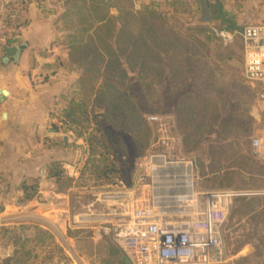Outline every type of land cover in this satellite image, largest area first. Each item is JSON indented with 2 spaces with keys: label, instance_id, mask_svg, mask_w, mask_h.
Here are the masks:
<instances>
[{
  "label": "rangeland",
  "instance_id": "1",
  "mask_svg": "<svg viewBox=\"0 0 264 264\" xmlns=\"http://www.w3.org/2000/svg\"><path fill=\"white\" fill-rule=\"evenodd\" d=\"M111 1H109V5H112ZM153 1L132 0V8L135 11H140L148 5L156 8L162 14L168 27L189 42L192 48L190 54L195 53V57L199 58L201 62L199 61L191 67V80L185 88L173 89L166 81L163 85L155 84L154 90L150 91L145 88L136 72H130V78L127 80L129 89L126 92L134 95L133 101L141 110L146 121L150 115L174 117L176 132L183 140L182 153L195 162L200 188L251 192L250 195L236 196L230 200L229 218L223 228L225 248L223 264H264V162L255 160L250 152V141L254 135L263 137L264 146V111L257 95L260 86L247 82L244 73H242L244 72L242 42L237 39L231 47L226 48L233 59L229 62L222 61L220 43L209 34L210 24L200 22L202 12L199 8V0H158L159 3L156 4ZM210 1L215 2V0ZM219 1L222 6H228L229 14L233 18L239 19L240 25L236 28H241L249 23H264V0ZM119 3L123 4V2ZM120 9L109 7L110 15L114 18L122 16L124 12L121 13ZM215 25L221 26L220 23H215ZM65 35L66 33H63L62 41ZM202 60L207 61V67L203 73L213 71L218 84H226L234 93L231 96L228 112L225 114L223 111V119L218 126H215L214 130L208 134L202 135V132H199V134L191 136V133L194 132L193 122L189 125L182 124L176 105L182 94L193 88H198L196 80L199 77L202 79ZM57 62L48 68L49 72L57 68L70 71L66 68L70 64L69 59L65 64ZM123 64H125L124 61ZM61 72L65 77L71 75ZM72 73H74L71 75L74 79L77 72L73 71ZM240 94H242V98L236 99ZM88 110L91 122L81 124L84 128L72 130L74 149L77 150L79 156L77 163L82 162V172L69 185L57 183L50 186V189L55 193L67 195L73 186L86 184L113 185L117 181H123L126 185H130L132 175L130 176L129 171L149 147L148 145L147 148L142 149L136 145L123 128L113 124L114 117L112 115L109 114V117L100 115L103 113L104 107L99 103V99L92 100ZM249 115L255 117L254 121ZM150 128L152 132V127L150 126ZM90 134L98 136L104 143L107 142V137L112 138L113 142L119 141V137H121L126 145V152L129 155L125 164L118 158L110 157L116 167L121 169L120 172L111 175V182L104 183L95 178L93 167L102 165V157H96L94 163V159L89 157L88 138ZM61 198L63 197L54 196L53 200L52 198L50 200L55 201ZM49 216L53 223H56L53 210ZM29 223L12 224L7 220L0 221V264H14L10 256L14 249L21 245H25L31 255H35L34 258H30L27 264H60V260L65 261L66 264H105L107 255L103 246L104 242H93L81 231L74 233L79 257L72 260L59 245L54 232L46 230L48 233L42 235L45 238V242H42L37 237L42 230L39 227L41 224L38 222ZM53 250L55 255L51 260H48L47 257Z\"/></svg>",
  "mask_w": 264,
  "mask_h": 264
},
{
  "label": "built area",
  "instance_id": "2",
  "mask_svg": "<svg viewBox=\"0 0 264 264\" xmlns=\"http://www.w3.org/2000/svg\"><path fill=\"white\" fill-rule=\"evenodd\" d=\"M30 4L52 12L62 8V0H0V45L13 44L22 35V9ZM210 33L223 47L241 40L244 77L260 86L257 95L264 104V23L233 29L213 25ZM147 122L153 135L135 163L130 185L73 186L59 200L17 202L0 221L38 222L54 232L73 260L77 253L68 230L81 231L93 241L110 238L130 264H223L230 200L251 192L200 188L195 162L182 153L174 117L150 115ZM251 153L264 160L262 136L251 138ZM52 210L65 231L51 220Z\"/></svg>",
  "mask_w": 264,
  "mask_h": 264
},
{
  "label": "trees",
  "instance_id": "3",
  "mask_svg": "<svg viewBox=\"0 0 264 264\" xmlns=\"http://www.w3.org/2000/svg\"><path fill=\"white\" fill-rule=\"evenodd\" d=\"M109 1L62 0L59 13L66 33L63 44L68 50L70 62L66 68L76 71L77 77L67 105L62 110L61 121L71 131L84 128L81 124L91 122L89 103L99 99L104 107L100 115H112L113 124L123 128L136 145L145 149L150 143L152 132L133 101L134 95L126 92L129 89L127 80L130 72H136L150 91L154 90L155 84L163 85L166 81L173 89L183 88L188 86L191 67L201 60L195 57V53L190 54L192 48L189 42L168 27L156 8L148 5L140 11H134L132 0H112V5H109ZM119 2H123L124 6ZM109 7L121 8V13H124L114 18L110 15ZM209 34L212 35L210 29ZM206 67L207 61L202 60V79L196 80L201 92L188 91L177 102L181 123L189 125L193 122L194 132L191 136L213 131L223 119V111L227 114L234 93L226 84L216 85L213 71L203 73ZM238 98L241 99L242 94ZM249 117L253 120L252 116ZM88 145L93 163L96 157H102V165L93 167L96 180L111 182V175L121 169L116 167L110 157L118 158L125 164L129 155L123 139L119 137V141L113 142L112 138L107 137L104 143L98 136L90 134ZM134 167L129 171L130 176ZM49 176L55 178L57 183L70 184L60 163L50 167ZM25 188L31 189L25 193V198L32 197L36 192V186ZM44 234L41 231L37 235L42 242H45ZM103 242L107 255L105 264H130L110 238H105ZM51 252L48 260L55 255L54 250ZM32 257L35 255H31L25 245H21L11 260H14V264H27Z\"/></svg>",
  "mask_w": 264,
  "mask_h": 264
},
{
  "label": "crops",
  "instance_id": "4",
  "mask_svg": "<svg viewBox=\"0 0 264 264\" xmlns=\"http://www.w3.org/2000/svg\"><path fill=\"white\" fill-rule=\"evenodd\" d=\"M154 1L155 4L159 3L158 0ZM209 7L210 22H204L201 18V23L210 24V27L220 23L228 29L239 27V19L236 20L229 14L228 6H222L219 0H215L214 3L209 0ZM199 8L201 10V7ZM59 12L61 10L52 12L39 4H30L22 9L23 32L13 41V44H25L26 48L23 49L18 63L5 51V45H0V89L8 91L6 99L0 104V216L8 214L9 211L6 208L14 209V204L17 202L33 200L37 197L44 200L51 198L53 200L54 196L64 197L66 194L55 193L50 189V186L57 184L56 179L49 176L52 165L62 164L64 176L71 183L82 172V165L79 167L80 162L77 163L79 156L74 149L72 131L68 130L61 121L62 110L67 105L68 96L77 76L75 75L73 79L71 76L74 75L73 71L63 68L48 71V68L52 67L56 61L65 64L69 59L68 50L62 41V35L65 32ZM220 46L222 61L229 62L233 59L226 51L229 47H223L221 43ZM61 71L71 75L62 76ZM214 80L216 85H220L215 76ZM191 92H201V89L193 88ZM262 107L264 111V104ZM66 136L67 142L64 141ZM251 156L253 157L252 153ZM254 159L264 162V160ZM45 166L43 182L41 171ZM68 171L70 176L66 175ZM32 186H36L35 194L25 198V193L31 191L30 188L25 187ZM40 209L38 208V211ZM54 216L57 226L65 231L64 223L56 217L55 212ZM9 222L30 224L26 221ZM39 227L42 229L40 232L48 233L46 232L48 229L43 225ZM74 232L80 233L68 230L67 234L71 244L76 248ZM19 248L14 249L10 258ZM76 253L78 258L77 249ZM60 264H66V262L60 260Z\"/></svg>",
  "mask_w": 264,
  "mask_h": 264
},
{
  "label": "water",
  "instance_id": "5",
  "mask_svg": "<svg viewBox=\"0 0 264 264\" xmlns=\"http://www.w3.org/2000/svg\"><path fill=\"white\" fill-rule=\"evenodd\" d=\"M201 11H202V20L204 22H210V7H209V0H199ZM26 48L25 44L15 43V44H7L5 45L4 49L8 53V55L15 61L19 62L20 56L22 54L23 49ZM8 95V91L6 89H0V104L6 99ZM5 117V115H4ZM67 136L64 137V141L67 142ZM82 165L80 162L79 167ZM70 167V166H69ZM45 173H46V166L41 171V179L44 182L45 180ZM129 262V260L127 259ZM64 263V262H63ZM130 263V262H129Z\"/></svg>",
  "mask_w": 264,
  "mask_h": 264
}]
</instances>
